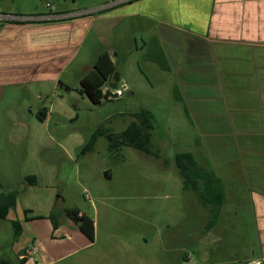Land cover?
Instances as JSON below:
<instances>
[{
	"label": "rangeland",
	"instance_id": "rangeland-1",
	"mask_svg": "<svg viewBox=\"0 0 264 264\" xmlns=\"http://www.w3.org/2000/svg\"><path fill=\"white\" fill-rule=\"evenodd\" d=\"M127 2L0 0L2 13L23 22L42 20L52 9L97 16L61 68L57 86L0 80V194H18L7 218H0V264H23L20 253L35 233L55 264H252L260 256L253 201L264 194V33L246 31L242 0H221L225 15L206 4L198 20L202 29L208 21V30L195 33L212 42L199 56L193 35L164 29L152 15L102 19ZM184 25L198 23L184 19ZM2 32L0 23V37ZM28 39L19 38L15 55L37 48L40 39ZM104 51L115 70L102 89L124 93L94 103L80 92L81 79ZM20 57L2 59L7 76L24 66L27 58ZM43 108L49 113L40 120ZM141 110L153 116L156 154L127 145L111 150L105 135L81 153L96 131L120 132ZM180 152H192L225 191L211 229L212 205L184 188L175 161ZM65 208L93 218L94 242L65 214L54 233L49 219L30 218ZM14 220L23 224L20 236Z\"/></svg>",
	"mask_w": 264,
	"mask_h": 264
},
{
	"label": "crops",
	"instance_id": "crops-1",
	"mask_svg": "<svg viewBox=\"0 0 264 264\" xmlns=\"http://www.w3.org/2000/svg\"><path fill=\"white\" fill-rule=\"evenodd\" d=\"M206 4L211 7L212 12H218L222 13V15H225L221 10V0H132L131 2H129L128 0L126 4L124 3L122 6L114 8L113 11L111 10L109 12V15L103 16L102 19L124 17L135 13L152 15L160 20V22L165 27L164 29H171L173 31H176L183 37L185 33H190L191 35H193L191 36V40L198 48L197 50L200 52L199 56H203V54H206V48H208L209 44L212 41H209L206 37H203V35L200 34L199 35L202 37L198 38V36H196L197 33L195 32L199 31V33L203 34V31L206 32L208 30V21L206 23L203 22V29L202 25L199 24V20H202V18L199 16V12L205 9ZM242 7L248 17L247 24H249V27L246 28V31H255V35H262V33H264V0H242ZM143 9H148L149 12L146 13V11H144ZM2 12L3 11L0 10V14H9ZM60 12L72 14L78 13L68 10H63ZM96 17L91 14H82L66 19H39L33 22H23L24 20L20 21L15 19L0 18V23L2 25L3 31L0 37L1 66L3 64V58L20 57L15 55L14 52V47L19 41V38L22 39L24 35L26 36V38L29 36L28 42L31 37L40 39L36 49L32 50L28 48L25 56L20 57L24 58L22 61H25V58H27V61H25L26 63H22L24 66H16V68H19L17 69L18 72L16 74L7 76V74L9 73L8 69L2 68L0 66V73H2L0 75V80H2V82H5L3 81L4 79H18L24 82L31 81L35 83L47 81L49 83H53L54 86H57L61 68H63V66H65V64H67V62H69L71 58H74L76 54V48L79 46V44H82L85 36L91 31L93 22L96 20ZM184 19L187 21L196 20L198 26L192 28L185 26ZM214 21L216 22V24H220V21L218 19H214ZM222 21H226V18H223ZM197 28L198 30H196ZM260 42L262 43L263 41L261 40ZM9 47H11L13 50H9ZM167 53H169V57L172 58L170 51H168ZM182 56H184L183 53L178 55L179 58ZM46 109L49 113V109ZM262 111L263 110H261L260 116L263 117L264 114H262ZM257 195L258 197H254L253 202L256 209L257 220L261 229L262 247L260 256L249 262L253 264V262L259 261V264H264V194H261L259 192ZM44 218L49 219L48 215L44 216ZM57 229H54L53 227V233ZM52 237H54V234H52ZM95 239H97L96 232ZM42 244L43 243L41 242L39 235L35 233V236H33L32 239L31 246H27L23 249L22 253H20V258L25 259V262L23 264H55V261L57 259L51 257L50 251L44 253L42 251V248L40 247L43 246ZM34 247L37 248V251L35 253H32ZM72 252L73 251L62 255L61 257H58V259L71 254Z\"/></svg>",
	"mask_w": 264,
	"mask_h": 264
},
{
	"label": "trees",
	"instance_id": "trees-1",
	"mask_svg": "<svg viewBox=\"0 0 264 264\" xmlns=\"http://www.w3.org/2000/svg\"><path fill=\"white\" fill-rule=\"evenodd\" d=\"M132 0H129L131 2ZM93 70L81 79V93H85L94 103H100L103 98V85L115 70L114 63L107 51L102 52L95 61ZM40 120H45L48 111L43 108L37 113ZM136 120L120 132L111 129L96 131L91 139L82 147L81 153L94 149L99 135H105L109 141V148L114 150L122 145L131 146L148 154H156L153 146V116L148 110H141L134 114ZM176 166L183 179L184 188L197 193L203 205H212V218L207 224V229L213 228L222 206L226 201V194L218 179L212 172L204 169L192 152H180L176 154ZM30 183L36 181L35 175L27 176ZM2 187L0 181V188ZM17 191H8L0 194V218L5 219L10 210L17 203ZM214 207V208H213ZM29 210H25L28 213ZM62 214L67 215L76 223L80 231L91 241L95 239V222L87 213L81 212L77 208H65L64 210H52L48 215L54 229L59 227V219ZM32 218V217H30ZM33 218H44L35 216ZM28 219V217H26ZM15 235L20 236L23 231V224L19 220L13 221ZM22 263L25 262L21 258Z\"/></svg>",
	"mask_w": 264,
	"mask_h": 264
},
{
	"label": "built area",
	"instance_id": "built-area-1",
	"mask_svg": "<svg viewBox=\"0 0 264 264\" xmlns=\"http://www.w3.org/2000/svg\"><path fill=\"white\" fill-rule=\"evenodd\" d=\"M47 6H50L49 3H47ZM89 11L87 12H82V13H63V12H60V11H57L55 9H52L50 11V13H48L47 15H45L42 19H52V20H59V19H66V18H71L73 16H78V15H82V14H87ZM0 18H5V19H15L17 20V18H14L12 17L11 15H3V14H0ZM39 20V19H37ZM125 87V86H124ZM123 90L121 88H117L115 90H110L108 88H105L103 90V94L105 96V98L107 99H115V98H118L119 96L123 95ZM37 251V248L34 247L33 250H32V253H35ZM260 262H253V264H259Z\"/></svg>",
	"mask_w": 264,
	"mask_h": 264
},
{
	"label": "water",
	"instance_id": "water-1",
	"mask_svg": "<svg viewBox=\"0 0 264 264\" xmlns=\"http://www.w3.org/2000/svg\"><path fill=\"white\" fill-rule=\"evenodd\" d=\"M105 175L108 177V174L107 173H105Z\"/></svg>",
	"mask_w": 264,
	"mask_h": 264
}]
</instances>
